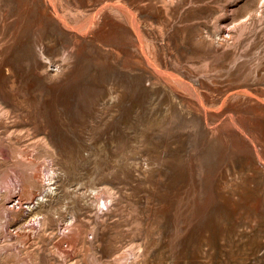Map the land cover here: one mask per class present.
<instances>
[{
  "label": "rangeland",
  "instance_id": "obj_1",
  "mask_svg": "<svg viewBox=\"0 0 264 264\" xmlns=\"http://www.w3.org/2000/svg\"><path fill=\"white\" fill-rule=\"evenodd\" d=\"M1 181L0 264H264V0H0Z\"/></svg>",
  "mask_w": 264,
  "mask_h": 264
},
{
  "label": "bare ground",
  "instance_id": "obj_2",
  "mask_svg": "<svg viewBox=\"0 0 264 264\" xmlns=\"http://www.w3.org/2000/svg\"><path fill=\"white\" fill-rule=\"evenodd\" d=\"M21 155H23V154H21ZM52 173H54V170L52 169ZM4 174H6V173H4ZM26 175V174H25ZM19 176V175H18ZM27 177H28V175H27ZM53 178V176H48V180H50V179H52ZM27 180H28V183H29V185H30V187L31 186H34V182L32 181V180H29V178H27ZM27 180H26V182H27ZM9 183V182H8ZM7 182H3V181H1L0 182V187H5L4 186V184H8ZM49 184H48V188H49ZM108 198L110 197V195H108L107 196ZM107 197H103V196H98V198H96L97 199V204H99V202H100V200H102V202L105 204V200H106V198ZM30 198V201H27V205L28 206H30V204L31 203H33V197L32 196H30L29 197ZM2 199L3 198H1V200H0V203H1V206L3 207V209L5 210V211H7V210H9V207L8 206H6V204H5V202L4 201H2ZM10 201H12V199L10 200ZM2 210V209H1ZM22 213V212H21ZM2 219H4V215H2V214H0V230H2V228H4V224H3V222L1 221ZM44 219H45V217H44ZM42 221V220H41ZM41 224V223H40ZM42 224H43V222H42ZM0 248H1V246H0ZM127 257V256H126ZM119 258H122V256H120ZM118 259V258H117ZM123 261V260H122Z\"/></svg>",
  "mask_w": 264,
  "mask_h": 264
}]
</instances>
